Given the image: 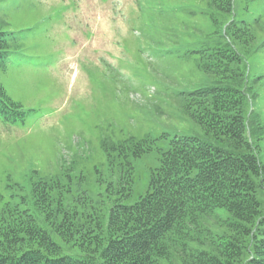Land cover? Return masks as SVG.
I'll return each mask as SVG.
<instances>
[{
    "label": "rangeland",
    "instance_id": "rangeland-1",
    "mask_svg": "<svg viewBox=\"0 0 264 264\" xmlns=\"http://www.w3.org/2000/svg\"><path fill=\"white\" fill-rule=\"evenodd\" d=\"M0 19L12 38L0 82L24 112L0 118V212L16 204L58 241L33 186L58 182L51 208L74 207L94 226L119 197L121 144L154 140L131 159L124 204L145 193L163 136L217 145L187 107L188 93L231 83L201 68L215 48L244 62L249 135L264 162V0H233L230 14L212 0H0Z\"/></svg>",
    "mask_w": 264,
    "mask_h": 264
},
{
    "label": "trees",
    "instance_id": "trees-1",
    "mask_svg": "<svg viewBox=\"0 0 264 264\" xmlns=\"http://www.w3.org/2000/svg\"><path fill=\"white\" fill-rule=\"evenodd\" d=\"M232 1L212 0L226 14ZM4 25L0 19V74L12 40ZM201 68L231 79L230 85L187 96L188 113L217 145L163 136L167 148L145 193L124 204L134 182L131 159L151 150L154 140L121 144V186L113 191L119 197L94 226L87 223L90 215L87 220L74 207L62 214L51 208L50 192L61 187L58 182L33 186L34 204L52 217L60 243L28 211L8 205L0 212V264H264V162L249 135L244 62L232 47L215 48ZM23 116L0 82V118L14 123Z\"/></svg>",
    "mask_w": 264,
    "mask_h": 264
}]
</instances>
